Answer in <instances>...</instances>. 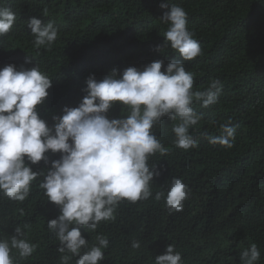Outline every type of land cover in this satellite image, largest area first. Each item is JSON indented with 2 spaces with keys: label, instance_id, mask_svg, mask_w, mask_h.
<instances>
[{
  "label": "trees",
  "instance_id": "16d2710c",
  "mask_svg": "<svg viewBox=\"0 0 264 264\" xmlns=\"http://www.w3.org/2000/svg\"><path fill=\"white\" fill-rule=\"evenodd\" d=\"M184 8L187 27L194 33L201 54L184 61L194 77L193 91L204 90L213 79L222 83L215 104L207 108L195 102L201 120L189 131L198 146L184 150L175 144L173 126L179 120L167 117L152 132L167 153L150 156L159 176L151 182L148 199H123L114 219L100 221L95 230L80 226L88 248L97 237L108 239L100 264H155L167 244L175 246L183 264H242L240 252L255 243L264 264V0H168ZM167 0H0L16 20L8 33L0 35V68L38 65L52 78V86L40 115L52 123L63 106H77L85 94L86 77L101 79L112 68L142 67L156 59H179L171 48L156 50L167 25L159 17ZM31 17L52 22L58 35L50 49L34 44L28 28ZM26 60L28 62H26ZM163 70V67H162ZM128 108L116 103L110 116H126ZM235 127L233 146L212 144L208 137L220 134V125ZM51 159L59 154H51ZM33 170L50 166L43 161ZM173 178H180L189 193L181 211H169L165 196ZM44 177L30 184L24 201L0 193V239H10L19 226L33 253L22 258L17 249L14 264H76L78 256L65 250L47 221L59 215L40 187ZM27 225V227H25ZM140 247L133 248L132 242ZM88 248H82L81 254Z\"/></svg>",
  "mask_w": 264,
  "mask_h": 264
},
{
  "label": "clouds",
  "instance_id": "9594fccd",
  "mask_svg": "<svg viewBox=\"0 0 264 264\" xmlns=\"http://www.w3.org/2000/svg\"><path fill=\"white\" fill-rule=\"evenodd\" d=\"M169 10L160 17L167 25L163 42L156 50L163 53L171 48L179 59H156L142 67L112 68L103 78L90 73L85 80V93L77 106L65 105L60 114L51 117L50 124L40 115L52 86V78L42 73L39 66L17 67L7 64L0 68V193L11 200L24 201L30 184L38 176L44 179L40 187L48 201L59 208V215L47 221L55 231L60 252L67 250L78 256L76 264H100L105 258L102 249L109 241L98 236V245L88 248L80 226L95 230L100 221L114 219L118 204L148 199L151 182L159 176L156 165L150 166V156L167 149L152 132L163 118L179 120L173 126L175 144L184 150L198 146L190 133L191 126L202 118L194 108L195 102L207 108L217 102L222 83L213 79L204 90L193 91L194 77L185 69L184 61L201 54L199 42L187 27V13L183 7L161 3ZM16 15L8 7H0V35L9 32ZM28 28L34 35V44L50 49L58 32L52 22L42 23L31 17ZM26 62H28L26 60ZM163 67V70H162ZM119 102L127 106L126 116H110V110ZM235 127L230 122L220 125V134L208 137L212 144L227 148L233 146ZM51 154L59 158L51 159ZM43 161L44 170H33L31 165ZM189 193L180 178H173L165 196L168 210L181 211ZM27 227V225H25ZM10 239H0V264H14L12 249L26 258L35 245L21 238L24 233L17 226ZM139 248V241L132 242ZM82 248H88L81 254ZM260 251L255 243L240 252L242 264H255ZM69 257H62L67 264ZM155 264H183L175 246L167 244L163 254L156 255Z\"/></svg>",
  "mask_w": 264,
  "mask_h": 264
}]
</instances>
